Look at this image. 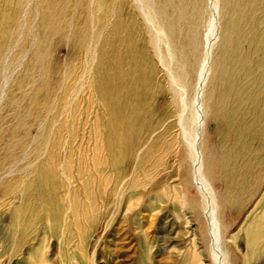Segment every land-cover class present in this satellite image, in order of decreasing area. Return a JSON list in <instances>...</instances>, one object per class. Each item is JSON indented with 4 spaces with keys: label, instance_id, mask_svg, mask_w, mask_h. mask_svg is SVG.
<instances>
[{
    "label": "rangeland",
    "instance_id": "obj_1",
    "mask_svg": "<svg viewBox=\"0 0 264 264\" xmlns=\"http://www.w3.org/2000/svg\"><path fill=\"white\" fill-rule=\"evenodd\" d=\"M96 2L0 0V264H214L168 93L173 38H161L164 71L146 58L154 33L142 15L124 16L130 57L113 37L115 0ZM220 20L203 173L231 241L227 264H264L244 246L264 218V0H221ZM172 41L178 50L183 38ZM103 62L121 106L99 94Z\"/></svg>",
    "mask_w": 264,
    "mask_h": 264
},
{
    "label": "bare ground",
    "instance_id": "obj_2",
    "mask_svg": "<svg viewBox=\"0 0 264 264\" xmlns=\"http://www.w3.org/2000/svg\"><path fill=\"white\" fill-rule=\"evenodd\" d=\"M160 1H161L160 8H158L157 10L159 11H157L152 3V0H115V4L114 2L113 4L115 6L117 5L116 12L118 10L117 15H119L118 17L120 19L119 21L115 19L117 21V27L115 30V34L113 33V37H115V41L119 43L122 40L125 42L128 48V51H129L128 54H130V57H132L131 51L133 49L132 47H133L134 42L132 39L131 25L133 24L131 23L129 24V22L128 24H126V26L128 25L127 32H126V38L123 37L124 35L121 36L122 31H120L119 28L122 29L125 26L124 16H127L126 20L132 21L134 19L133 18L134 13L142 15L143 17L142 20L144 21V24H147V26H149L154 33V36H152V38L150 36L148 47H147L148 51L147 49H145L146 50L145 54L147 53L146 58L148 59V61L150 62L149 64L151 65L155 64L156 62H159L162 65L161 67L163 68L164 71L168 70L169 68L164 58L162 57L160 59L161 57L160 56V53H161L160 44L162 43L161 38L163 36L164 37L170 36L173 39L174 37L183 38V42L181 44L178 43L180 47L178 50L175 49V46L177 47L176 42L172 41L173 39L169 38L170 39V42L168 44V47L170 49L169 54L171 57V61L176 63V72L168 71V74H169L168 80L170 82L168 93L171 94V105L173 106L172 109L174 110L173 115L176 116L178 126L182 132L183 140L186 143L185 145L187 149V154L183 156V161L187 160L191 162L193 178H194V181L196 180L198 188L200 189V192H201L200 194L202 196L203 214L207 220V227H208V229H206V232L208 231V235L210 236L212 240L211 241L212 242L211 244L212 261L214 264H227L228 250L226 248V244L227 243L230 244L231 241L228 240L227 238L228 232L224 230L223 222L220 220L214 192L207 180L206 175L204 174L205 172L203 173L204 165H207V164H205L204 151L202 147L203 138H204L203 135H204L207 117H209L210 115H212V117H216V116H213V114L209 112L208 105L206 104L204 95H205V91L206 90L208 91L210 87L212 89L214 85L213 81L208 83V79L211 74V71L213 72L215 69V64L212 65V59H213L212 51L214 49L213 46H214L215 40L221 37L220 36L221 29H222V24L220 22L221 21L220 20L221 19V0H160ZM97 2H96V5H97ZM102 3L104 4L106 2L100 1V4ZM105 6H107V3L105 4ZM98 8H99V5H98ZM101 8L102 10L103 9L105 10V8L103 7ZM111 10H112V6H111ZM97 12L98 11H96V13ZM111 14L108 13V15H111ZM158 16H160L162 25L155 22L156 20L159 19ZM97 19H101V18H97ZM105 19H108V18H105ZM109 20L111 22V18ZM204 28L206 29V32L202 36ZM133 34H136V33H133ZM237 36H240V35L238 34ZM98 38L93 37V39L97 41H98ZM134 39H136V36ZM121 50L122 48L120 49V51ZM151 65H150V68H152ZM97 66H98V71H99V75H98L99 84L98 83L97 84L100 87L99 94L104 104L108 105V107L111 106L112 103H114V105H117V106L123 105L124 96L122 97L119 94H115L113 98L112 95L109 96V93L107 92L109 90V88H107L108 87L106 84L107 82L105 83V78L107 76V67H108L107 64L103 62L102 64H99ZM166 66L168 69L165 68ZM142 72L143 71L139 72V75H138L139 77L142 74ZM120 73L122 74L123 72H120ZM150 78L152 79V77ZM111 79H115V78L113 77ZM131 88H134V87H131ZM125 90H128V89H125ZM189 91L194 93V96L193 98L187 99V94ZM210 94H212L211 91L209 92V95ZM135 95H138V94H135ZM129 105L136 106L137 104H133V105L129 104ZM215 106L218 107V105H215ZM136 107L138 108L139 106L137 105ZM106 109L109 110L110 108L106 107ZM119 110H120V107H119ZM116 118L118 117H115V119ZM122 121L124 123V120ZM248 233L249 234L247 236L246 242H244V246L246 250L250 252V255L247 254L248 257L251 256V259L254 260V258L257 256L258 253L260 252L264 253V218L261 219L260 223L256 224L252 228V230L248 231Z\"/></svg>",
    "mask_w": 264,
    "mask_h": 264
}]
</instances>
